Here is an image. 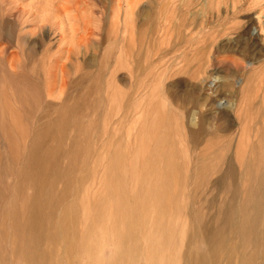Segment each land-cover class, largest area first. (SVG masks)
<instances>
[{
    "label": "rangeland",
    "instance_id": "rangeland-1",
    "mask_svg": "<svg viewBox=\"0 0 264 264\" xmlns=\"http://www.w3.org/2000/svg\"><path fill=\"white\" fill-rule=\"evenodd\" d=\"M27 247L264 264V0H0V264Z\"/></svg>",
    "mask_w": 264,
    "mask_h": 264
},
{
    "label": "bare ground",
    "instance_id": "bare-ground-1",
    "mask_svg": "<svg viewBox=\"0 0 264 264\" xmlns=\"http://www.w3.org/2000/svg\"><path fill=\"white\" fill-rule=\"evenodd\" d=\"M33 214H39L35 208L33 209ZM41 216V215H39ZM39 219V217H38ZM41 219V218H40ZM41 221V220H40ZM32 236V235H31ZM35 236V235H34ZM38 236V235H37ZM30 243V242H29ZM22 253L25 254V257L28 259L27 264H43L44 263V254L38 253L34 248L27 247L23 249ZM123 253V252H122ZM206 257V256H205ZM202 258V257H201ZM206 259V258H205ZM201 260V259H200ZM203 260V259H202ZM201 260V261H202ZM203 264V263H202Z\"/></svg>",
    "mask_w": 264,
    "mask_h": 264
}]
</instances>
